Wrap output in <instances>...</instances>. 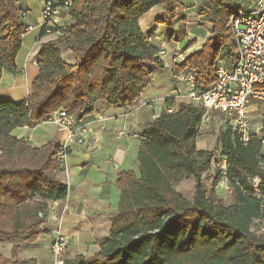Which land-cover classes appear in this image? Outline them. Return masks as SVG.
<instances>
[{
  "label": "trees",
  "instance_id": "obj_1",
  "mask_svg": "<svg viewBox=\"0 0 264 264\" xmlns=\"http://www.w3.org/2000/svg\"><path fill=\"white\" fill-rule=\"evenodd\" d=\"M71 2L63 12L69 19L63 35L37 51L39 73L31 96L0 101V240L35 244L44 233L49 203L64 200L68 192L57 175L59 145L48 141L35 148L12 131L34 128L59 109L81 121L99 101L118 109L131 107L152 83L153 71L164 69L159 44L148 41L138 21L161 6L172 25L178 15L176 0ZM203 3L201 15L211 27L210 37L171 70L174 77L192 74L201 91L214 84L219 62L231 66L236 58L228 20L238 11L224 0ZM25 12L20 0H0V78L4 71L16 70ZM167 33L172 36L171 30ZM172 105L166 99L157 118L143 128L138 174L122 172L116 180L119 203L105 242L92 256L64 257L63 264H264V234L257 237L251 230L264 218V128L252 131L244 144L223 125L220 148L226 169L222 174L215 168L208 195L202 179L213 154L195 146L204 109L181 102L167 113ZM222 178L235 197L232 205L215 195ZM254 178L259 180L257 190ZM190 179L192 200L175 190L176 184ZM20 255L14 245L11 258L0 255V264H36Z\"/></svg>",
  "mask_w": 264,
  "mask_h": 264
},
{
  "label": "crops",
  "instance_id": "obj_2",
  "mask_svg": "<svg viewBox=\"0 0 264 264\" xmlns=\"http://www.w3.org/2000/svg\"><path fill=\"white\" fill-rule=\"evenodd\" d=\"M45 1L47 0H20L28 11L29 20L34 29L25 33L21 38V46L15 59L16 70L12 73L6 71L2 73L0 101L20 102L32 94V82L39 73L37 51L41 44L54 39L53 36H44L41 32L40 14ZM224 1L238 10L252 9L248 0ZM176 2L179 1L176 0ZM63 18L66 23H69L66 16ZM167 21L163 8L156 6L142 16L138 24L145 35L157 36L166 50L169 40L168 37L165 38L168 31ZM191 36L187 42L196 38L195 35ZM165 39L166 42L162 43ZM197 44L199 42L191 46V49L195 50L191 54L199 51L203 45L197 47ZM176 46L175 51L181 49L178 44ZM175 51L170 53L168 60L165 59V53L162 59L164 69L153 71L152 83L143 91L133 106L118 109L99 101L94 104L93 113L81 120L89 129L87 141L82 146H71L65 165L60 166L57 173L59 180L67 186V196L64 200L49 203L46 221L42 227L44 233L35 244L21 251V258L22 255L30 253L34 258L37 256V264L53 263L50 243L57 231L69 240L66 250L69 258L78 255L90 257L97 252L99 245L105 242L111 229L110 218L116 212L119 203V189L116 180L122 172L132 170L138 174L136 156L139 139L132 137L118 139L115 137V131L125 126L131 133L141 135L143 128L151 120L157 118L162 103L170 96L171 90L179 87V82L172 73L169 76L166 75L165 78L163 75L167 69L170 71ZM62 55L68 56L69 54L63 51ZM161 79H164V83L160 88L166 87L168 94L160 95L157 100L146 97L145 92L151 87L155 88L156 82ZM249 113L252 131L258 133L264 128V102H253L249 106ZM11 135L24 139L35 148L41 147L48 141L59 145L64 142L65 138L64 132L48 123H42L34 128H17L12 131ZM263 149L264 143L261 151L264 157ZM33 247L36 250L35 253L30 252Z\"/></svg>",
  "mask_w": 264,
  "mask_h": 264
},
{
  "label": "built area",
  "instance_id": "obj_3",
  "mask_svg": "<svg viewBox=\"0 0 264 264\" xmlns=\"http://www.w3.org/2000/svg\"><path fill=\"white\" fill-rule=\"evenodd\" d=\"M248 1L252 5L251 10H238L228 20V28L236 48V58L231 66L219 62L215 68V82L205 91L199 89V83L192 74L182 72L176 77L179 87H174L166 98L173 103L167 113L174 112L176 103L184 99L204 109L198 127V138L203 133L205 123L213 115H221L223 125L230 127L234 137L246 144L252 132L249 106L253 102H264V0ZM71 4V0H47L43 3L40 24L44 36L57 38L63 35L65 20L62 18V12ZM22 18L25 21L22 28L25 34L33 30L34 26L29 20L28 12H25ZM148 41L156 43L159 39L154 36L149 37ZM159 46V56L163 59L165 48L160 43ZM185 57L184 50H177L173 57L174 64L183 62ZM43 123L51 124L65 134L64 142L59 144L55 153L56 163L64 166L71 146L85 145L89 129L85 123L76 120L62 109L50 114ZM115 137L144 140L142 135L131 133L125 126L115 131ZM261 165L264 167V162ZM220 169L224 174L225 159ZM252 184L257 190L258 178H254ZM262 210L264 211V204ZM68 244L69 240L57 231L50 243L53 264H63Z\"/></svg>",
  "mask_w": 264,
  "mask_h": 264
},
{
  "label": "rangeland",
  "instance_id": "obj_4",
  "mask_svg": "<svg viewBox=\"0 0 264 264\" xmlns=\"http://www.w3.org/2000/svg\"><path fill=\"white\" fill-rule=\"evenodd\" d=\"M177 2V21L175 23H172V25H169L167 23L166 28L168 30L172 31V36L169 37V34L167 33V36L165 38H169L168 45L166 47L165 53V59L168 60L170 58V53H173L175 51V48L177 47L176 44L179 45L181 48L180 50L187 48V54H191V52L194 50L191 49V46L195 43L197 44V47L199 45H202L205 43V41L210 37V25L204 20L203 15H201V12L205 10V5L203 3V0H178ZM180 3H183L184 5H181ZM64 17V14H62V18ZM192 31V33L190 32ZM195 35L196 38L190 42H187L192 36ZM201 38V40H200ZM160 44L161 41L159 40ZM166 42V39L162 41V43ZM161 46H163L161 44ZM203 46V45H202ZM164 47V46H163ZM202 48V47H201ZM200 48V49H201ZM173 50V51H172ZM195 51V50H194ZM176 52V51H175ZM168 53V54H167ZM175 54V53H174ZM65 59L68 61H71L70 54L63 55ZM174 65V62L172 63V66ZM172 66L169 69H167L164 74V78L170 75ZM181 74V73H180ZM178 82V80L176 79ZM164 83V79L160 80L159 82H156L155 88L149 89L146 91V97L152 98V99H158L160 95L165 96L168 94V90H166V87L160 88V86ZM150 101V100H147ZM185 102L189 103L187 100L178 101V103ZM163 104V103H162ZM157 106V105H156ZM154 107V105H153ZM250 116V113H249ZM250 128L252 131V124L250 120ZM223 131V122L221 115H213L209 121L205 123L203 133L199 136L197 139V143L195 144L196 149H202L212 152L213 157L211 160L210 168L207 172L203 175V187L206 190V193L209 195L211 194V180L214 176V170L215 168H220V165L222 163L221 161V148H220V140H221V133ZM264 150V149H263ZM193 188H194V180H184L178 184L175 185V190L181 194L184 198L188 200H192L193 197ZM215 195L225 204V205H232L235 203V197L232 193L231 188L229 187V184L225 178H222L221 182L217 184V186L214 188ZM252 232L257 236L261 237L264 234V218L255 221L254 224L251 226ZM17 245L19 247L20 251H24L25 247L28 245H24L18 241H15V239L12 240H0V255L4 256L6 258H11V248L12 246ZM32 249V248H31ZM35 253V248L33 247V250H30V252ZM22 258L27 257V259H33L35 263L37 264L36 257L34 258L33 255L30 253H27L26 255H22ZM65 258H69L68 254L66 252ZM46 264V263H43ZM53 264V263H51Z\"/></svg>",
  "mask_w": 264,
  "mask_h": 264
}]
</instances>
